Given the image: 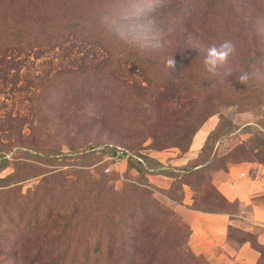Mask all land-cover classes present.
Listing matches in <instances>:
<instances>
[{
    "label": "rangeland",
    "instance_id": "1",
    "mask_svg": "<svg viewBox=\"0 0 264 264\" xmlns=\"http://www.w3.org/2000/svg\"><path fill=\"white\" fill-rule=\"evenodd\" d=\"M6 24L28 35L22 48H0V264H90L97 212L127 208L134 220L115 224L113 259L129 264L120 237L136 228L140 203L161 211L148 219H164V246L187 260L175 211L183 185L190 205L229 211L214 173L254 162L264 174V0H0ZM224 40L236 53L212 76L203 59ZM207 113L217 123L187 165L146 156L172 134L183 142Z\"/></svg>",
    "mask_w": 264,
    "mask_h": 264
},
{
    "label": "crops",
    "instance_id": "2",
    "mask_svg": "<svg viewBox=\"0 0 264 264\" xmlns=\"http://www.w3.org/2000/svg\"><path fill=\"white\" fill-rule=\"evenodd\" d=\"M217 118L208 117L193 133L183 153L172 149L149 151L146 156L180 168L193 160ZM213 187L232 207L229 211L206 212L191 208V193L183 185L181 203L175 211L188 228L187 246L204 264H264V174L259 164L241 162L213 175Z\"/></svg>",
    "mask_w": 264,
    "mask_h": 264
},
{
    "label": "trees",
    "instance_id": "3",
    "mask_svg": "<svg viewBox=\"0 0 264 264\" xmlns=\"http://www.w3.org/2000/svg\"><path fill=\"white\" fill-rule=\"evenodd\" d=\"M12 26L10 25H4L3 28L0 30V48H7V49H13V48H22L24 46L23 40L26 39V35L28 33L23 28H18L14 30V32L11 30ZM69 29L77 30V33L83 34L84 33V25L78 23L75 25H71L69 23L64 25V31L69 32ZM63 36L56 39L57 43L62 42L64 39ZM211 113H207L205 117L197 122L195 127L192 128L191 133H189L186 136V139L183 142L178 141L180 137H177V135L172 134L170 136V141H167V139H163V141H160L159 143H154L151 148L154 150H160L168 146H176L180 150L185 151L188 147L189 141L195 132V130L202 124L204 119L210 115ZM204 145L202 146V148ZM201 148V149H202ZM132 157H128L126 159V162L133 161ZM200 165V164H198ZM205 166V164H201L199 167L196 168H190L187 172L190 173H198L200 170ZM217 198L221 201H224V199L217 193ZM169 199L177 202L178 197H169ZM121 200H116V204L119 203ZM191 208L206 212H217L220 210H214L213 208H210L209 206H199L197 205H190ZM140 218L137 220L136 228L131 229L130 231H125L122 237H120L121 241V247L124 251V254L127 256V259H130L129 264H204V260L200 256H195L191 253L190 250H188V257L187 260H179L177 257L172 253L174 252V248L176 246L175 243H172L170 245L164 246V242L167 240L168 236V229L166 226H164V219L163 218H154L152 220H149V216H154L160 214V210L157 209V207L154 208V210L150 211L149 215L145 213L147 212V209L145 207V203H140ZM133 211L129 208H127L124 212L121 213V215L117 218L115 217L117 211L110 210L104 217H101L98 212L97 216L93 219L95 227L93 228V232H96V245L93 247V257L92 262L90 264H100L99 260L100 257L103 258L104 264H115L116 261L113 259V249L115 246V236L118 234V231L116 229L115 224L122 223V222H133ZM128 215H125L127 214ZM118 214V213H117ZM151 214V215H150ZM164 214H167L169 216V212L165 211ZM169 219L173 220L175 219V215L171 214ZM105 221L109 223L108 228L104 232H100L97 228L98 224H102ZM177 223V222H176ZM181 227V226H180ZM127 230V229H125ZM102 233V234H101ZM132 237L131 239V245L128 244L127 237ZM104 237L106 238V247L104 250H101L100 247H98V242L100 243V239ZM255 248L260 253V256L264 255V250L260 248L259 246L255 245ZM187 251V250H186ZM185 251V252H186ZM170 252V254L167 257H163L165 253ZM66 253V250L64 253L62 252L61 257H63Z\"/></svg>",
    "mask_w": 264,
    "mask_h": 264
},
{
    "label": "clouds",
    "instance_id": "4",
    "mask_svg": "<svg viewBox=\"0 0 264 264\" xmlns=\"http://www.w3.org/2000/svg\"><path fill=\"white\" fill-rule=\"evenodd\" d=\"M235 53L236 45L230 40H224L219 45H211L208 47L203 59L204 70L212 76H215L219 67L227 62ZM167 65L169 68L173 67V59L169 58ZM237 79L239 82H246L249 79V74L247 72H242Z\"/></svg>",
    "mask_w": 264,
    "mask_h": 264
},
{
    "label": "built area",
    "instance_id": "5",
    "mask_svg": "<svg viewBox=\"0 0 264 264\" xmlns=\"http://www.w3.org/2000/svg\"><path fill=\"white\" fill-rule=\"evenodd\" d=\"M115 154H117V153H115ZM123 155H124V157H126V159L129 157V155H128V154H126V153H124ZM134 158H136L137 160H141V159H140V158H138V157H134Z\"/></svg>",
    "mask_w": 264,
    "mask_h": 264
}]
</instances>
